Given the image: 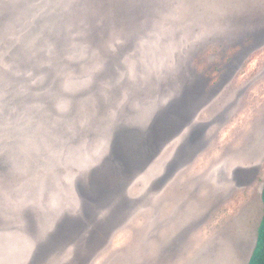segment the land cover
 <instances>
[{"label": "rangeland", "instance_id": "obj_1", "mask_svg": "<svg viewBox=\"0 0 264 264\" xmlns=\"http://www.w3.org/2000/svg\"><path fill=\"white\" fill-rule=\"evenodd\" d=\"M263 188L264 0H0V264H248Z\"/></svg>", "mask_w": 264, "mask_h": 264}, {"label": "trees", "instance_id": "obj_2", "mask_svg": "<svg viewBox=\"0 0 264 264\" xmlns=\"http://www.w3.org/2000/svg\"><path fill=\"white\" fill-rule=\"evenodd\" d=\"M261 199L263 203V216L258 227L256 246L248 264H264V188L261 193Z\"/></svg>", "mask_w": 264, "mask_h": 264}]
</instances>
